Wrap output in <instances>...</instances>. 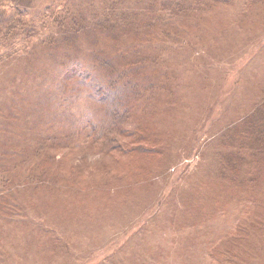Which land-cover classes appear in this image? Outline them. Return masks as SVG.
Masks as SVG:
<instances>
[{"label":"rangeland","instance_id":"1","mask_svg":"<svg viewBox=\"0 0 264 264\" xmlns=\"http://www.w3.org/2000/svg\"><path fill=\"white\" fill-rule=\"evenodd\" d=\"M8 1L11 10H25V23L36 28L50 14L79 7L100 14L124 5L122 12L135 11L136 25L145 29L158 18L154 44L142 39L123 46L132 44L154 61L156 71L147 75L156 87L136 107L143 111L139 125L146 119L154 139L162 140L157 145L165 164L153 168L149 181L114 185L119 178H111V158L83 155L76 161L86 168L83 185L99 195L81 198L74 185L67 186L65 201V186L55 185L49 203H21L14 207L18 216H1L0 210V264H216L211 248L254 208L234 186L241 178L224 172L227 150L220 138L264 102V0ZM187 26L193 32L184 31ZM168 29L175 34L166 36ZM15 63H0L5 104L20 79ZM0 123L12 122L0 115ZM7 138L0 129V152L8 149ZM262 210L264 216V205Z\"/></svg>","mask_w":264,"mask_h":264},{"label":"trees","instance_id":"2","mask_svg":"<svg viewBox=\"0 0 264 264\" xmlns=\"http://www.w3.org/2000/svg\"><path fill=\"white\" fill-rule=\"evenodd\" d=\"M8 2L0 0V63L16 61L20 79L11 84L13 95L8 103L0 102L2 119L12 122L0 123L9 137L8 149L0 152L4 157H0L1 216H18L14 207L21 203H49L55 185L65 186L61 188L65 201L73 185L81 198L94 199L99 194L86 191V168L76 162L87 153L111 158L115 164L111 178H119L114 185L149 181L153 168L165 164L164 152L157 145L162 140L154 139L146 119L139 125L143 111L136 104L149 101L144 93L156 86L147 72L156 70L150 66L151 56L132 44L129 50L123 45L142 39L154 44L153 39L159 38L152 35L158 32L154 27L158 18L145 29L136 25L135 11L122 12L124 5L100 14L79 7L58 16L50 14L36 28L34 23H25V10H11ZM184 31L193 32L192 28ZM168 32L166 36L175 34L171 29ZM220 140L227 150L221 155L224 172L241 178L244 184L233 185L254 208L232 234L211 248L210 256L216 264H264V216L260 215L264 205V102L228 127ZM94 171L101 172L99 167ZM105 189L110 188H101V195Z\"/></svg>","mask_w":264,"mask_h":264}]
</instances>
